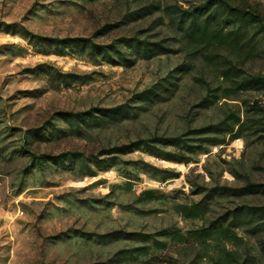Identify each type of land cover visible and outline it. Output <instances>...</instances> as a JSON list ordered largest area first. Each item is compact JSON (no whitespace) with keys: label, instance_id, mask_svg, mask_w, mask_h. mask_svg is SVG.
<instances>
[{"label":"rangeland","instance_id":"1","mask_svg":"<svg viewBox=\"0 0 264 264\" xmlns=\"http://www.w3.org/2000/svg\"><path fill=\"white\" fill-rule=\"evenodd\" d=\"M206 3L252 57L209 62L176 15L130 17ZM224 218L240 243L194 234ZM0 264H264V0H0Z\"/></svg>","mask_w":264,"mask_h":264},{"label":"trees","instance_id":"2","mask_svg":"<svg viewBox=\"0 0 264 264\" xmlns=\"http://www.w3.org/2000/svg\"><path fill=\"white\" fill-rule=\"evenodd\" d=\"M163 11L168 15H176V29L181 33L182 37L190 43H193L199 46V50L207 51L204 55L205 59L209 62H216L217 56L212 54L209 51V48L217 49V50H230L232 52L238 53H246L244 58L249 59L253 56V52L255 51L254 45L251 43L250 39H245V32L241 27H237L235 29L226 30L225 23L221 21H217L214 13L209 11V3L204 4L203 6L196 7L192 10H172L171 6L160 7L158 5H148L144 6L139 10H135L130 14V17L133 19L140 18L144 15L151 14L154 11ZM168 51V48L163 46H158L157 48H142V54L144 58H149L153 55L163 54ZM215 58V59H214ZM228 65L224 66L221 71V77L225 80H231L234 78H238L241 74V69L237 67L235 64L231 63V61L227 60ZM183 71H187L188 67H180ZM261 83H263L262 78L251 77L246 78L240 81L233 82L235 85L233 88L227 90V92H237L240 90H256L260 88ZM200 105L206 107L207 101L201 102ZM227 129L233 137H236L237 134L234 133L233 127L235 125L243 126V124H239L238 120H233L231 123H227L226 121H222L216 125V127ZM161 141H168L167 139H163ZM174 141V139H171ZM183 148H186L187 152H193L194 148L192 145L184 144ZM154 149V148H152ZM154 156H160V152L158 150L149 151ZM176 161H184L186 158L184 156L177 155L176 158H172ZM219 189L221 193L226 190H230L227 187L220 188H212L206 194L205 198L196 203L190 204V206H179L178 212L185 219H198L204 216L208 212L209 201L212 199V193ZM235 194H241L244 192H251V187L246 186L244 188L233 189L231 190ZM150 193V192H149ZM236 211L232 213V221L231 225L234 224L236 216H241L240 213ZM227 220L224 218L222 221H214L212 223V229H203L196 231L194 234L198 235V239L208 240L213 237L219 240H225L231 243H240L241 238H239L233 230H231L230 226L224 227L223 223ZM240 225L235 224L233 228L238 229ZM183 237H181V240Z\"/></svg>","mask_w":264,"mask_h":264}]
</instances>
